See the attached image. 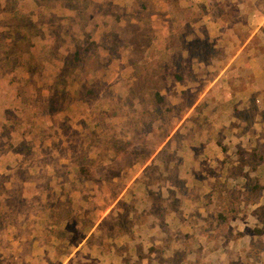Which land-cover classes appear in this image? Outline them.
<instances>
[{"label":"rangeland","instance_id":"rangeland-1","mask_svg":"<svg viewBox=\"0 0 264 264\" xmlns=\"http://www.w3.org/2000/svg\"><path fill=\"white\" fill-rule=\"evenodd\" d=\"M56 1L0 0V264H71L80 242L101 241L88 233L102 216L108 240L127 234L128 207L112 215L115 197L135 176L157 187L160 170L175 177L160 161L179 165L193 140L179 127L195 94L174 85L179 73L158 55L144 56L149 20L136 15L118 31L112 2ZM75 21L91 22L86 35L64 34Z\"/></svg>","mask_w":264,"mask_h":264},{"label":"crops","instance_id":"crops-1","mask_svg":"<svg viewBox=\"0 0 264 264\" xmlns=\"http://www.w3.org/2000/svg\"><path fill=\"white\" fill-rule=\"evenodd\" d=\"M15 1L21 8L39 6V0ZM90 1L120 9L112 22L118 31L130 18L136 23V15L149 20L152 43L144 56L158 55L168 71L179 73L174 85L195 94L182 114L189 127H179L182 134L191 130L193 140L179 147L185 156L179 165L160 161L175 168V177L160 170L157 187L135 176L115 197L112 215L128 207L127 234L115 230L108 240L99 228L102 216L88 233L101 241L83 240L68 262L264 264V0ZM86 8L85 18L91 15ZM81 21L64 34L73 37L85 27L86 35L91 22ZM39 36L35 31L31 38ZM88 249L96 255L85 259Z\"/></svg>","mask_w":264,"mask_h":264},{"label":"snow or ice","instance_id":"snow-or-ice-1","mask_svg":"<svg viewBox=\"0 0 264 264\" xmlns=\"http://www.w3.org/2000/svg\"><path fill=\"white\" fill-rule=\"evenodd\" d=\"M261 213H264V208L261 209ZM262 219H264V216H262Z\"/></svg>","mask_w":264,"mask_h":264},{"label":"trees","instance_id":"trees-1","mask_svg":"<svg viewBox=\"0 0 264 264\" xmlns=\"http://www.w3.org/2000/svg\"><path fill=\"white\" fill-rule=\"evenodd\" d=\"M162 100V99H161ZM162 102H164V101H162Z\"/></svg>","mask_w":264,"mask_h":264}]
</instances>
